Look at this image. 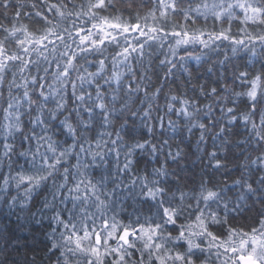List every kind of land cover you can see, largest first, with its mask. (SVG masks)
I'll list each match as a JSON object with an SVG mask.
<instances>
[{"label":"clouds","instance_id":"clouds-1","mask_svg":"<svg viewBox=\"0 0 264 264\" xmlns=\"http://www.w3.org/2000/svg\"><path fill=\"white\" fill-rule=\"evenodd\" d=\"M0 264H264V0H0Z\"/></svg>","mask_w":264,"mask_h":264}]
</instances>
